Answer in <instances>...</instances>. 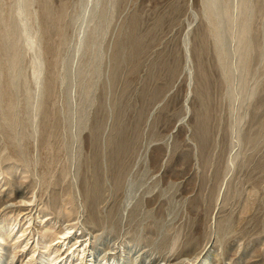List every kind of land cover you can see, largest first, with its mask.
<instances>
[{
    "label": "rangeland",
    "instance_id": "rangeland-1",
    "mask_svg": "<svg viewBox=\"0 0 264 264\" xmlns=\"http://www.w3.org/2000/svg\"><path fill=\"white\" fill-rule=\"evenodd\" d=\"M217 1L0 0L15 264L67 226L103 263L264 264V0Z\"/></svg>",
    "mask_w": 264,
    "mask_h": 264
},
{
    "label": "bare ground",
    "instance_id": "bare-ground-1",
    "mask_svg": "<svg viewBox=\"0 0 264 264\" xmlns=\"http://www.w3.org/2000/svg\"><path fill=\"white\" fill-rule=\"evenodd\" d=\"M217 2H218L217 0H211V6L212 5L215 6ZM21 10L22 8L19 9L20 13L22 12ZM245 29L246 30L243 32V36L245 35L244 37H246L249 28H245ZM26 36L30 40L31 45L35 43L33 39L30 37V35H26ZM14 56L17 57L15 54ZM16 204L11 203L10 205L5 207L14 208L16 207ZM31 220H33V217ZM32 228L30 223L27 229H22V227H20L19 230L15 233V229L11 228L10 231H6L7 229L4 228V226L0 225V263L7 251L4 248V246L7 245V242L9 240H11L13 241V243L11 244V248H12L11 252L13 256L11 255V257H9L11 258L9 264H15V259L18 256V254L16 256V252H18V249L20 248L22 239L27 238L26 235L28 234V232L30 233L28 235L34 234ZM74 229H78V226H67L66 228L61 229L60 232L58 231L57 235L61 234L62 236V238H59L61 242H59L58 244H53L54 240L47 242V240H45L46 235L44 234L42 240H37L35 245H33L34 243H32L30 246L29 244L32 238H29V242L25 245V248L27 249L30 246L32 250V255H30L31 256L30 259L25 264H127L125 261L116 262L115 260L113 262L105 261L103 263L102 261H104L105 258H107L104 255H103L104 258L102 257L104 260L100 258L101 260L99 261L98 253L95 251V249L91 246V244L88 241L86 244L85 242L82 243L80 237L76 233H74L71 236L72 231ZM17 235H19V237H17ZM66 245H67V249L65 251L64 247ZM63 250L65 251L64 254L66 256L61 254ZM134 264H137V262ZM165 264H171V263L167 261Z\"/></svg>",
    "mask_w": 264,
    "mask_h": 264
}]
</instances>
